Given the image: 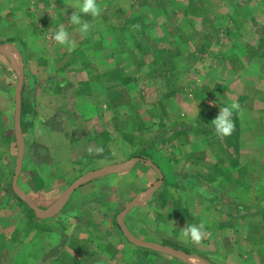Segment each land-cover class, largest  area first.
I'll use <instances>...</instances> for the list:
<instances>
[{"label":"rangeland","instance_id":"374dc122","mask_svg":"<svg viewBox=\"0 0 264 264\" xmlns=\"http://www.w3.org/2000/svg\"><path fill=\"white\" fill-rule=\"evenodd\" d=\"M80 2L0 0V264H79L71 248L80 264H264V0H97L99 17ZM232 102L219 138L211 121ZM189 222L205 223L199 244ZM120 225L195 258L136 246Z\"/></svg>","mask_w":264,"mask_h":264},{"label":"clouds","instance_id":"9594fccd","mask_svg":"<svg viewBox=\"0 0 264 264\" xmlns=\"http://www.w3.org/2000/svg\"><path fill=\"white\" fill-rule=\"evenodd\" d=\"M79 12L84 15H90L91 17H99L101 15V7L97 0H81L78 4ZM69 23L73 26H78L77 30L80 33H87L90 30L91 25L82 21L81 15L73 12L69 17ZM54 41L61 46H67L72 48L75 46V41L70 39V33L65 29L63 25H57L54 36ZM241 111V106L238 102H232L225 104L223 107L219 106L217 116L211 121L215 134L219 138L230 137L235 131V121L233 119L234 113ZM205 223L199 224L189 222L183 228L182 237L186 240H190L194 244H199L206 235Z\"/></svg>","mask_w":264,"mask_h":264},{"label":"water","instance_id":"95a60500","mask_svg":"<svg viewBox=\"0 0 264 264\" xmlns=\"http://www.w3.org/2000/svg\"><path fill=\"white\" fill-rule=\"evenodd\" d=\"M10 60H11V58H10ZM22 80H23V74H22L21 71H19V82H18L17 89L15 91V114H16V118H15L14 131H15V135L17 137L18 143H19L18 144V156H17V162H16V173L19 171V167H20V164H21V161H22V156H23V151H24V143H23V139L21 138L20 129H19V121H20V88H21ZM136 161L137 160H133L130 163H123V164H119V165H114V166H112L110 168L102 169V170H99V171H95V172L91 173L90 175L85 176L82 180H79L78 182L74 183L65 192V194L57 200V202L54 204V206L50 210H48V212L43 213V215L51 216L52 214H54L56 212V210L61 206L64 198L66 196H68L70 192H72L75 188H77L81 184H83V183H85L87 181H90L91 179H93V178H95L97 176L107 174V173H109L111 171L128 168L129 166H131ZM155 170L158 172L157 169H155ZM159 183H157L154 186V188L151 190V192H149L147 195H151V193L153 192V190L156 189V187H157V185ZM13 188L17 192V194H19L20 196L25 198L29 202V204H32V208L35 209V206H34L33 202L31 201V199L27 195H25L21 190L17 189L15 184H13ZM140 203L141 202H137V201L136 202H132L126 208V210L122 213L121 216L123 217V215L125 214V212L127 210H129L132 207H135V206L139 205ZM120 226H121V229L123 231L124 236L129 240V242H131L132 244H134L136 246H139V247H142V248H147V249H152V250L159 251V252L165 253V254H170V255H173V256H177L179 258H195V257L188 256V255H186V254H184L182 252L173 250L171 248H167V247H164V246H160V245H157V244H153V243H150V242H145V241L133 238L127 233V231L125 230V228L122 225H120Z\"/></svg>","mask_w":264,"mask_h":264},{"label":"crops","instance_id":"0c3cea01","mask_svg":"<svg viewBox=\"0 0 264 264\" xmlns=\"http://www.w3.org/2000/svg\"><path fill=\"white\" fill-rule=\"evenodd\" d=\"M3 2V0H1V3ZM5 5L6 6H9L10 4H8V0L6 1L5 0ZM7 133H8V135H12V131L10 130V129H8L7 128ZM83 141V140H82ZM82 141H76V144L77 145H79V143H81ZM76 149H77V147H76ZM75 153L77 154V153H81V151H79L78 149L77 150H75ZM85 157V154L84 153H82V154H78V157H77V160L78 161H80V160H82L83 158ZM80 232V233H79ZM79 232H77L76 233V235H77V237H79V239H76L77 241H80V239L82 238V237H88V232L86 231V230H84V231H81V230H79ZM76 237V236H75ZM84 242H86V240L85 241H80V243H82V244H84ZM71 250H72V255L73 256H76L75 257V261H78V263L80 264L81 262L80 261H83V254H80V252L81 251H78V250H73L72 248H71ZM90 251V250H89ZM87 252H84V254H86ZM109 256H100V260L102 261V263L101 264H103L104 262H108V260H109ZM74 259V258H73ZM111 259H113V258H111ZM57 261V260H56ZM100 261V262H101ZM59 264H61V263H59ZM74 264H77V263H74ZM97 264H100V263H97Z\"/></svg>","mask_w":264,"mask_h":264},{"label":"trees","instance_id":"16d2710c","mask_svg":"<svg viewBox=\"0 0 264 264\" xmlns=\"http://www.w3.org/2000/svg\"><path fill=\"white\" fill-rule=\"evenodd\" d=\"M23 103V102H22ZM21 126H23V122H21ZM22 131H23V129H22ZM23 133H24V131H23Z\"/></svg>","mask_w":264,"mask_h":264}]
</instances>
